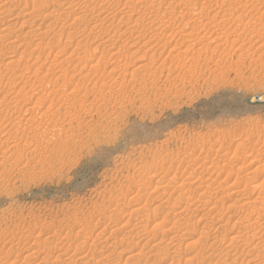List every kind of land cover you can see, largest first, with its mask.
Here are the masks:
<instances>
[{
    "label": "rangeland",
    "instance_id": "obj_1",
    "mask_svg": "<svg viewBox=\"0 0 264 264\" xmlns=\"http://www.w3.org/2000/svg\"><path fill=\"white\" fill-rule=\"evenodd\" d=\"M130 1L0 0V264H264V0Z\"/></svg>",
    "mask_w": 264,
    "mask_h": 264
},
{
    "label": "bare ground",
    "instance_id": "obj_2",
    "mask_svg": "<svg viewBox=\"0 0 264 264\" xmlns=\"http://www.w3.org/2000/svg\"><path fill=\"white\" fill-rule=\"evenodd\" d=\"M131 1H132V0H131ZM131 1H130V2H131ZM139 1H140V0H139ZM161 1H162V0H161ZM61 2H62V0H61ZM72 2H73V0H72ZM140 2H141V1H140ZM150 2H151V1H150ZM150 2H149V3H150ZM81 3H82V2H81ZM143 3H144V2H143ZM19 4H20V3H19ZM50 4H51V3H50ZM61 4H62V3H61ZM95 4H96V3H95ZM99 4H100V3H99ZM156 4H157V3H156ZM127 5H128V4H127ZM18 6H19V5H18ZM21 6H22V5H21ZM94 6H95V5H94ZM147 6H148V5H147ZM74 7H75V6H74ZM90 7H91V6H90ZM128 7H129V6H128ZM78 8H79V7H78ZM87 8H88V6H87ZM243 8H244V6H243ZM17 9H18V8H17ZM61 9H62V8H61ZM63 9H64V8H63ZM46 10H47V9H46ZM128 10H130V9H128ZM166 10H167V9H166ZM99 11H100V10H99ZM131 11H132V10H131ZM173 11H174V10H173ZM35 12H37V11H35ZM49 12H50V11H49ZM129 12H130V11H129ZM30 13H31V12H30ZM34 14H35V13H34ZM36 14H37V13H36ZM128 14H129V13H128ZM40 15H41V14H40ZM40 15H38V16H40ZM79 15H80V14H79ZM130 15H131V14H130ZM7 16H8V15H7ZM22 16H23V15H22ZM137 16H138V15H137ZM35 17H36V16H35ZM53 17H54V16H53ZM141 17H142V16H141ZM28 18H29V17H28ZM117 18H118V17H117ZM10 19H11V18H10ZM26 19H27V18H26ZM43 19H44V18H43ZM138 19H139V18H138ZM35 20H36V19H35ZM150 21H151V20H150ZM78 22H80V21H78ZM153 23H154V21H153ZM48 24H49V23H48ZM22 25H23V24H22ZM46 28H47V27H46ZM48 28H49V26H48ZM98 28H99V27H98ZM6 29H7V28H6ZM92 29H93V28H92ZM92 29H90V30H92ZM3 30H5V29H3ZM7 31H8V30H7ZM41 31H42V30H41ZM71 31H73V30H71ZM80 31H81V30H80ZM119 32H120V31H119ZM58 33H60V32H58ZM72 33H73V32H72ZM108 33H109V32H108ZM2 34H3V32H2ZM2 34H1V35H2ZM1 35H0V36H1ZM5 35H6V34H5ZM77 35H78V34H77ZM15 38H17V37H15ZM18 38H19V37H18ZM18 38H17V39H18ZM71 38H72V36H71ZM4 40H5V39H4ZM4 40H3V41H4ZM14 40H15V39H14ZM6 41H7V40H6ZM10 42H11V41H10ZM133 42H134V41H133ZM20 43H21V42H20ZM18 44H19V43H18ZM46 44H47V43H46ZM38 45H39V44H38ZM47 45H48V44H47ZM61 45H62V44H61ZM122 45H123V44H122ZM7 46H8V45H7ZM12 46H14V45H12ZM24 46H25V45H24ZM131 46H132V45H131ZM14 48H16V46H14ZM48 50H49V49H48ZM11 52H12V51H11ZM130 53H131V52H130ZM120 54H121V53H120ZM127 54H128V53H127ZM9 55H10V54H9ZM9 55H8V56H9ZM119 56H120V55H119ZM124 57H125V56H124ZM117 60H118V59H117ZM12 61H13V60H12ZM10 63H11V62H10ZM85 63H86V62H85ZM6 64H7V63H6ZM8 64H9V63H8ZM83 64H84V63H83ZM25 65H28V64H25ZM6 66H7V65H6ZM83 67H84V66H83ZM138 68H139V67H138ZM140 68H141V67H140ZM10 72H11V71H10ZM15 73H16V72H15ZM16 74H17V73H16ZM11 75H12V73H11ZM12 77H13V76H12ZM17 77H18V76H17ZM0 78H1V77H0ZM11 79H12V78H11ZM0 81H1V80H0ZM8 87H9V86H8ZM14 95H15V94H14ZM15 106H17V105H15ZM15 108H16V107H15ZM12 109H13V108H12ZM16 110H17V109H16ZM28 111H29V110H28ZM28 111H27V112H28ZM31 112H33V110H32ZM31 114H32V113H31ZM2 129H3V128H2ZM17 129H18V128H17ZM20 130H21V129H20ZM14 132H15V131H14ZM9 133H10V132H9ZM5 136H6V135H5ZM263 165H264V164H263ZM238 166H239V165H238ZM262 169H263V168H262ZM257 171H258V170H257ZM239 172H240V171H239ZM201 183H202V182H200V184H201ZM211 183H212V182H211ZM213 183H214V182H213ZM238 184H239V183H238ZM236 185H237V184H236ZM197 186H198V185L196 184V187H197ZM262 186H263V185H262ZM205 187H207V186H205ZM194 188H195V187H194ZM243 188H244V187H243ZM248 188H249V187H248ZM258 188H260V185L258 186V184H255V185L253 186V189H254V190H256V189H258ZM246 189H247V188H246ZM202 190H203V189H202ZM238 190L241 191L242 189H238ZM247 190H248V189H247ZM247 190H246V191H247ZM232 191H233V190H232ZM240 191H239V192H240ZM250 191H251V190H250ZM185 192H186V191H185ZM226 192H227V191H226ZM262 193H263V192H262ZM172 194H173V193H172ZM236 194H237V193H236ZM245 194H246V193H245ZM187 195H188V194H187ZM262 195H263V194H262ZM181 196H184V195H181ZM187 197H188V196H187ZM187 197H186V198H187ZM199 197H200V196H199ZM218 197H219V196H218ZM223 197H224V196H223ZM262 197H263V196H262ZM186 198H185V199H186ZM196 198H197V197H196ZM257 198H258V197H257ZM257 198H256V199H257ZM182 199H184V198H182ZM185 199H184V200H185ZM221 199H222V198H221ZM256 199H255V200H256ZM263 199H264V198H263ZM178 200H179V199H178ZM184 200H182V201H184ZM260 200H262V199H260ZM192 202H193V201H192ZM209 202H210V201H209ZM184 203H185V202H184ZM213 203H214V202H213ZM253 203H254V202H253ZM261 203H262V201H261ZM186 204L189 205V202L186 203ZM203 205H204V204H203ZM185 206H187V205H185ZM191 206H192V204H191ZM195 206H196V205H195ZM247 206H248V205H247ZM247 206H246V207H247ZM182 207H184V206H181V208H182ZM187 207H188V206H187ZM187 207H186V208H187ZM202 207H203V206H202ZM210 207H211V206H210ZM220 207H221V206H220ZM226 207H227V206H226ZM252 207H253V206H252ZM194 208H195V207H194ZM198 208H199V209H202V208L199 207V206H198ZM207 208H208V207H207ZM211 208H212V207H211ZM247 208H249V207H247ZM183 209H184V208H182V210H183ZM189 209H190V207H189ZM221 209H222V208H221ZM245 209H246V208H245ZM180 210H181V209H180ZM186 210H188V209H186ZM191 210H192V209H191ZM193 210H194V209H193ZM193 210H192V211H193ZM249 210H250V208H249ZM251 210H252L253 212H256V213H257L256 216H258V217H260V216L262 215V213H263V215H264V206H262V207H261V206H259V207H253ZM152 211H153V210H152ZM197 211H199V210L197 209ZM197 211H196V212H197ZM252 211H251V212H252ZM173 212H175V211H173ZM184 212H185V211H184ZM246 212H248V210H247ZM144 213H145V212H144ZM216 213H217V212H216ZM173 214H174V213H173ZM178 214H179V213H178ZM239 214H240V213H239ZM244 214H245V213H244ZM248 214H249V213H248ZM250 214H252V213H250ZM212 215H213V214H212ZM263 215H262V216H263ZM178 216H179V215H178ZM183 216H184V215H183ZM249 216H250V215H249ZM216 217H218V216H216ZM216 217H215V218H216ZM237 217H238V216H237ZM242 217H243V216H242ZM258 217H257L256 219H258ZM188 218H189V217H188ZM188 218H187V219H188ZM201 218H202V217H201ZM203 218H205V217H203ZM229 218H230V217H228V219H229ZM245 218H246V217H245ZM249 218H250V217H249ZM252 218H253V217H252ZM254 218H255V217H254ZM260 218H261V217H260ZM187 219H186V220H187ZM198 219H199V218H198ZM213 219H214V217H213ZM216 219H217V218H216ZM240 219H241V218H240ZM178 220H179V219H178ZM210 220H211V219H210ZM226 220H227V219H226ZM241 220H242V219H241ZM246 220H248V219H246ZM258 220H259V219H258ZM263 220H264V219H263ZM235 221H237V220H235ZM255 221H256V220H255ZM124 222H125V221H124ZM162 222H163V221H162ZM177 222H178V221H177ZM188 222H189V221H188ZM212 222H213V221H212ZM262 222H263V221H262ZM191 223H192V222H191ZM193 223H194V222H193ZM193 223H192V224H193ZM206 223H207V222H206ZM226 223H227V222H226ZM249 223H250V222H249ZM146 224H147V223H146ZM173 224H174V223H173ZM210 224H211V223H210ZM232 224H233V223H232ZM234 224L236 225V223H234ZM171 225H172V224H171ZM181 225H182V224H181ZM223 225H224V224H223ZM244 225H245V224H244ZM256 225H257V224H256ZM220 226H221V225H220ZM145 227H146V226H145ZM177 227H179V226H177ZM251 227H252V226H251ZM253 227H254V226H253ZM253 227H252V228H253ZM262 227H263V226H262ZM143 228H144V227H143ZM187 228H189V226H187ZM192 228H193V226H192ZM197 228H198V227H197ZM204 228H205V227H204ZM221 228H222V227H221ZM249 228H250V227H249ZM146 229H147V228H146ZM172 229H173V228H172ZM193 229H194V228H193ZM219 229H220V228H219ZM230 229H231V228H230ZM245 229H246V228H245ZM127 230H128V229H127ZM127 230H126V231H127ZM162 230H163V229H162ZM164 230H165V229H164ZM191 230H192V229H191ZM257 230H258V229H257ZM144 231H145V230H144ZM144 231H143V232H144ZM173 231H174V230H173ZM192 231H193V230H192ZM195 231H196V229H195ZM253 231H254V230H253ZM145 232H146V231H145ZM145 232H144V234L147 233V232H146V233H145ZM250 233H251V232H250ZM252 233H253V232H252ZM137 234H138V233H137ZM190 234H191V233H190ZM224 234H225V233H224ZM255 234H256V233H255ZM173 235H174V234H173ZM236 235H237V234H236ZM239 235H241V234H239ZM251 235H252V234H251ZM251 235H250V236H251ZM176 236H177V235H176ZM189 236H190V235H189ZM216 236H217V235H216ZM233 236H235V235H233ZM257 236H258V235H257ZM140 237H141V236H140ZM147 237H148V236H147ZM171 237H173V236H171ZM207 237H208V236H207ZM224 237H225V236H224ZM236 237H237V236H236ZM245 237H246V235H245ZM263 237H264V236H263ZM169 238H170V237H169ZM232 238H234V237H231V239H232ZM251 238H252V236H251ZM251 238H250V239H251ZM119 239H120V237H119ZM146 239H147V238H146ZM170 239H171V238H170ZM172 239H173V238H172ZM217 239H218V238H217ZM239 239H241V238H239ZM219 240H220V239H219ZM257 240H258V239H257ZM147 241H148V239H147ZM221 241H222V240H221ZM246 241H247V240H246ZM250 241H251V240H250ZM82 242H83V241H82ZM231 242H235V241H231ZM247 242H248V241H247ZM78 243H79V242H78ZM127 243H128V242H127ZM173 243H174V242H173ZM212 243H213V242H212ZM68 244H69V243H68ZM217 244H218V243H217ZM228 244H229V243H228ZM232 244H233V243H232ZM143 245H144V244H143ZM209 245H211V243H210ZM75 246H76V245H75ZM135 246H136V245H135ZM200 246H201V245H200ZM94 247H95V244H94ZM221 247H222V246H221ZM230 247H231V246H230ZM250 247H251V246H250ZM75 248H76V247H75ZM234 248H235V247H234ZM254 248H255V247H254ZM78 249H79V248H78ZM213 249H214V248H213ZM221 249H222V248H221ZM62 250H63V249H62ZM202 250H203V249H202ZM226 250H227V249H226ZM257 250H258V249H257ZM67 251H68V249H67ZM78 251H79V250H78ZM87 251H88V250H87ZM251 251H252V250H251ZM89 252H90V251H89ZM151 252H152V251H151ZM204 252H205V251H204ZM209 252H210V251H209ZM209 252H208V253H209ZM246 252H247V251H246ZM91 253H92V252H91ZM36 254H37V253H36ZM88 254H89V253H88ZM206 254H207V253H206ZM245 254H246V253H245ZM34 255H35V254H34ZM90 255H91V254H90ZM92 255H93V254H92ZM211 255H212V253H211ZM238 255H239V253H238ZM36 256H37V255H36ZM82 256H83V255H82ZM103 256H104V255H103ZM234 256H235V255H234ZM32 257H34L33 254H32V255H29V256H28L29 260H30ZM93 257H94V256H93ZM198 257H199V256H198ZM208 257H209V256H208ZM224 257H225V256H224ZM25 258L27 259V256H26ZM79 258H80V256H79ZM82 258H83V257H82ZM235 258H236V257H235ZM75 259H76V258H75ZM86 259H87V258H86ZM88 259H90V258L88 257ZM252 259H254V258H252ZM91 260H92V259H91ZM126 260H127V259H126ZM232 260H233V258H232ZM234 260H235V259H234ZM154 261H155V260H154ZM220 261H221V260H220ZM224 261H225V260H224ZM70 262H71V261H70ZM85 262H86V260H85ZM92 262H93V261H92ZM231 262H233V261H231ZM72 263H73V262H72ZM74 263H75V262H74ZM77 263H78V262H77ZM148 263H149V262H148ZM223 263H224V262H223ZM217 264H218V263H217Z\"/></svg>",
    "mask_w": 264,
    "mask_h": 264
},
{
    "label": "water",
    "instance_id": "obj_3",
    "mask_svg": "<svg viewBox=\"0 0 264 264\" xmlns=\"http://www.w3.org/2000/svg\"><path fill=\"white\" fill-rule=\"evenodd\" d=\"M250 100H251L252 102H256V101H264V94L253 96Z\"/></svg>",
    "mask_w": 264,
    "mask_h": 264
}]
</instances>
